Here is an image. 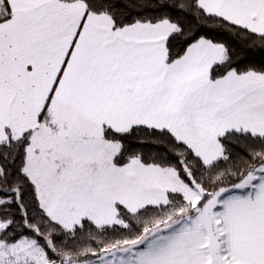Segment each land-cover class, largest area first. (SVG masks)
<instances>
[{
    "label": "snow or ice",
    "instance_id": "obj_1",
    "mask_svg": "<svg viewBox=\"0 0 264 264\" xmlns=\"http://www.w3.org/2000/svg\"><path fill=\"white\" fill-rule=\"evenodd\" d=\"M0 264H264V0H0Z\"/></svg>",
    "mask_w": 264,
    "mask_h": 264
}]
</instances>
